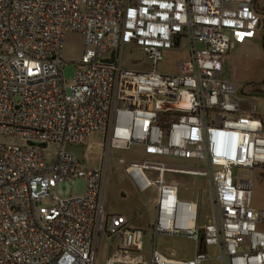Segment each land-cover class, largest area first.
Instances as JSON below:
<instances>
[{
	"label": "built area",
	"instance_id": "1",
	"mask_svg": "<svg viewBox=\"0 0 264 264\" xmlns=\"http://www.w3.org/2000/svg\"><path fill=\"white\" fill-rule=\"evenodd\" d=\"M262 22L254 0H0V136L9 138L0 142V264H97L105 239L117 242L105 264H264V209L251 205L252 179L235 171L264 168V120L223 73L230 49L254 40ZM68 32L84 42L71 82L62 72ZM182 48L173 72L157 71ZM134 49L148 68L124 65ZM95 132L105 138L103 168L65 150ZM49 144L58 146L52 159ZM134 148L145 158L117 162L137 189L154 190L149 262L145 228L104 209L112 150ZM168 174L208 179L207 223L203 192L183 199ZM78 178L82 194H57ZM161 234L190 239L192 256L167 255Z\"/></svg>",
	"mask_w": 264,
	"mask_h": 264
},
{
	"label": "rangeland",
	"instance_id": "2",
	"mask_svg": "<svg viewBox=\"0 0 264 264\" xmlns=\"http://www.w3.org/2000/svg\"><path fill=\"white\" fill-rule=\"evenodd\" d=\"M254 7L262 17V27L256 38L244 44L234 45L226 58L224 64V76L236 83L240 94L258 103L259 114L264 120V0H254ZM84 50V42L81 34L68 32L64 37L63 48V77L67 82H71L76 74L74 60L81 57ZM129 47L126 46V53ZM179 52H167L156 67L159 72H173L179 60L187 57V48L177 49ZM148 60L143 52L134 49L124 59V65L134 69H146ZM9 138L0 136V142H8ZM103 133L95 132L91 134L89 143L85 147V164L92 167L103 168L105 165L106 148ZM57 145L49 144L43 147L45 155L52 159L56 155ZM113 160H109L106 176L105 188L103 192L104 209L108 214H122L132 219L137 227L145 228L144 247L148 262L152 258V241L154 232L151 227L154 217V210L149 198L154 194V190L142 192L136 188L130 177L125 173L124 168L117 162L118 158L127 161L144 159L140 149L131 150L113 149ZM167 162L180 167H192L193 162L180 159L166 158ZM236 172L244 174V177L252 179L251 205L256 209H264V168L235 169ZM169 180L179 183L182 190L183 199H196L200 191L203 192L200 223L205 224L213 214L210 202L211 190L206 177L193 175L168 174ZM86 184L82 178L76 179L73 183L61 182L57 188V194L66 198L79 195L85 191ZM264 229V227H262ZM100 243V241H99ZM117 242L105 239L98 245L97 264H105L111 251L116 247ZM157 247L167 255L173 253L179 258L192 256V241L185 237H167L159 235ZM204 264H220L217 260H212Z\"/></svg>",
	"mask_w": 264,
	"mask_h": 264
},
{
	"label": "water",
	"instance_id": "3",
	"mask_svg": "<svg viewBox=\"0 0 264 264\" xmlns=\"http://www.w3.org/2000/svg\"><path fill=\"white\" fill-rule=\"evenodd\" d=\"M65 150L73 153L79 162L81 164L84 163V152H85V146L84 145H72V144H67L65 146Z\"/></svg>",
	"mask_w": 264,
	"mask_h": 264
},
{
	"label": "crops",
	"instance_id": "4",
	"mask_svg": "<svg viewBox=\"0 0 264 264\" xmlns=\"http://www.w3.org/2000/svg\"><path fill=\"white\" fill-rule=\"evenodd\" d=\"M120 215H122V214H120ZM123 216H125V215H123ZM127 219H128V221H129L130 226H132V227H137V226H135V225L133 224V221H131L132 219H130V218H128V217H127Z\"/></svg>",
	"mask_w": 264,
	"mask_h": 264
}]
</instances>
